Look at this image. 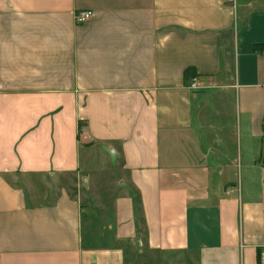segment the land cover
Segmentation results:
<instances>
[{"label":"crops","instance_id":"obj_1","mask_svg":"<svg viewBox=\"0 0 264 264\" xmlns=\"http://www.w3.org/2000/svg\"><path fill=\"white\" fill-rule=\"evenodd\" d=\"M263 252L264 0H0V264Z\"/></svg>","mask_w":264,"mask_h":264},{"label":"built area","instance_id":"obj_2","mask_svg":"<svg viewBox=\"0 0 264 264\" xmlns=\"http://www.w3.org/2000/svg\"><path fill=\"white\" fill-rule=\"evenodd\" d=\"M92 11H83V12H78L76 13V19L78 20V22H84L86 20H88L89 18H91L92 16ZM198 87V84H197V79L194 78L192 83H191V88L195 89ZM261 262H264V252L261 256Z\"/></svg>","mask_w":264,"mask_h":264},{"label":"trees","instance_id":"obj_3","mask_svg":"<svg viewBox=\"0 0 264 264\" xmlns=\"http://www.w3.org/2000/svg\"><path fill=\"white\" fill-rule=\"evenodd\" d=\"M261 47H263V45H258V44L255 45L256 49H259ZM184 75L186 78H191V77H195L197 74L194 68L189 67L185 70Z\"/></svg>","mask_w":264,"mask_h":264}]
</instances>
